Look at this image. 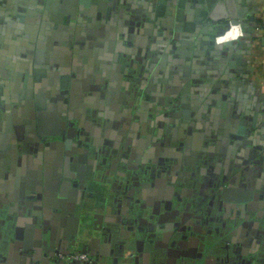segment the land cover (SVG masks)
Masks as SVG:
<instances>
[{
	"label": "flooded vegetation",
	"instance_id": "obj_1",
	"mask_svg": "<svg viewBox=\"0 0 264 264\" xmlns=\"http://www.w3.org/2000/svg\"><path fill=\"white\" fill-rule=\"evenodd\" d=\"M72 5L71 12L75 11ZM29 9L40 10L34 8L31 0L12 2L7 9L0 10L3 14L0 17L18 20L21 12ZM81 12L74 14L76 19L80 18L74 21V27L80 29L78 42H71V13L64 12L62 18L54 19L55 22L48 20L42 24L43 46L48 57L43 61L42 51L37 49L39 62L33 63L38 64L32 71L33 93L28 81L30 50L26 49L16 58L24 64L16 74V80L23 78L17 88L8 90L7 84L11 85L15 79L12 81V72L7 71L8 63L0 64V118L5 116L6 110L2 101L8 100L9 110L21 114L19 128L13 125L20 146H27V150L34 153L59 140L64 154L59 158L57 151L60 150L57 149V159L63 163L91 162L102 171L97 173L95 180L104 182L103 185L76 182L82 191L77 209L79 206L91 208L87 214L88 230L96 229L100 238L114 245L112 262L122 257L119 247L129 242L135 250L133 264L138 259L140 264H264V161H256L251 151L245 153L244 147L249 141L242 112L233 113L229 109V113L216 115L214 109L219 102L213 98L207 100L210 93L217 90L215 88L207 94L203 91V95L196 92L198 99L203 96L206 99L196 109L192 108L195 104L189 99L196 90L188 85L181 91L170 89L163 78L156 86L141 88L146 93V101L139 104L133 116L126 112L133 95L129 100L126 92L117 90L111 82L112 87L98 89L95 103L89 102V89L85 86L89 76L80 64L77 65V60L86 58L106 24L103 19L98 20L97 14L90 15L89 10ZM63 37L68 39L63 41ZM59 40L63 46L57 44ZM159 62L165 64V55L160 56ZM219 68L220 64L216 65L214 76L211 75V81L209 79L212 87H217L216 80L222 77ZM141 70L142 66L137 74H141ZM125 82L122 80L118 84ZM138 87L134 84L127 88L132 94L140 93ZM31 93L36 103L33 106L29 103L33 98ZM36 95L40 96L38 102L49 100L53 106L49 109L46 105L45 111L40 110L53 114L50 119L44 116L42 130L61 133L62 139L60 135L36 139ZM76 99L85 104L82 110L71 105ZM181 104L186 114L178 113ZM107 105H112L109 109L114 111L120 109L121 114L114 117ZM55 112L60 113V118ZM239 126H244L242 133L238 132ZM1 137L0 144L4 147ZM72 144L77 150L70 155L67 150ZM113 172L115 179L110 180L107 176ZM118 175L122 181L116 179ZM223 187L228 189L223 191ZM118 188H121L124 201L119 214H115L112 200L119 202V199L112 198V191L119 192ZM235 189L244 193L238 196ZM12 203L11 199L0 200V214L3 215L4 210L9 214ZM101 210H104L102 216ZM100 216L101 223L97 226L95 220ZM88 235L91 236L90 231ZM221 237L224 241L218 240ZM81 245L68 250L67 254L62 249L54 253H58L61 261L67 258L72 264L111 263L93 259L94 248Z\"/></svg>",
	"mask_w": 264,
	"mask_h": 264
},
{
	"label": "crops",
	"instance_id": "obj_2",
	"mask_svg": "<svg viewBox=\"0 0 264 264\" xmlns=\"http://www.w3.org/2000/svg\"><path fill=\"white\" fill-rule=\"evenodd\" d=\"M16 1L21 0H0V10L7 9L9 3ZM159 1L89 0L85 5L76 0L75 7L73 6L76 14L82 13V10H89L90 15L97 14L100 17L98 20L103 19L106 24L102 34L100 33L92 48L87 51L86 58L77 60V65L80 64L82 71H86L89 76L85 85L89 89V102H96L98 89L104 90L113 86L124 92L128 86L136 84L141 90L156 86L163 78L170 89L181 91L188 85L191 90H196L189 99L190 103L195 104L192 108L196 109L197 105L206 99L205 96L198 99L197 94H207L211 88H215L217 90L215 92L213 90L207 100L213 98L219 102L214 109L216 115H220V112L229 113L230 110L233 113L242 112L249 141L244 147L245 153L247 155L251 151L256 161L260 162L261 159L264 161V43L262 42L264 33L259 24L264 17V0H230L231 11L237 15L236 24L223 29L218 35L208 25L210 21L204 8L196 6L191 0H186L183 9L186 20L174 18L176 0H166L165 11L162 10L164 16L158 15ZM226 1L223 0L220 7L221 13H230ZM31 2L34 8L40 10L22 11V16L18 20L15 18L3 20L0 17V64L8 63L7 66L12 68L7 71L12 72L13 81L17 79L16 74L24 65H21L16 58L26 49L30 50L31 76L28 81L33 93L32 71L34 67H38V64H33L32 57L35 56L37 49L42 51L43 61H45L44 57H48L43 46L45 32L42 24L48 20L50 23L55 22L60 16L62 18L69 2L68 0H31ZM166 10L169 13H166ZM171 17L174 18L173 21ZM163 21L168 25H161ZM220 22L225 23L227 20ZM185 23L190 25L191 31L183 30ZM176 24L179 27L177 31ZM74 25L71 31L73 42L76 32L80 31L79 28L76 30ZM174 31L178 32V37L173 36ZM210 36L214 38L211 39ZM176 51L181 53L178 54ZM81 53L83 54L82 51ZM81 55L78 54L79 57ZM162 55L166 57L164 65L159 62ZM219 64L218 70L222 77L219 79L217 75L216 81L219 85L212 87L208 82L213 78V71ZM141 66L142 73L137 74V69L139 70ZM16 79L11 85L7 84L8 90L12 87L17 88L16 85L19 86L20 81L23 80V78ZM122 80L129 85L125 83L119 85ZM31 96L33 97V94ZM145 96L144 90L138 93L134 103L137 108L146 101ZM101 97L104 98L103 95ZM2 102L5 103L6 110L5 116L2 115L0 118V136L3 137L1 138L4 142V147L0 144V200L11 199L13 203L10 205L9 214L6 210L3 215L0 214V264H58L61 259L58 253H54L55 250L62 249L64 254H67L68 250L80 248L82 243L94 248L93 259L99 258L107 263L110 262L111 257L114 256L112 254L114 245L100 238L96 229H87L91 232V236L79 239L78 246L72 243L76 233L73 217L80 199L76 182L80 180L85 184L103 185L104 182L95 180L97 173L102 171L91 162H88L89 165L86 162L79 164L76 161L63 163L62 160L57 159V149L60 150L57 151L59 158L64 154L61 143H52L45 149L41 147L34 153L27 150V146L22 148L13 127L14 123L16 128L21 125V114L9 110L8 100ZM29 103L32 106L36 104L34 97ZM38 103L40 110L45 111L46 105L49 108V100ZM71 105H76L78 110H82L81 106L85 104L76 99ZM110 107L113 108L112 105ZM110 107L108 111L114 117L121 114L120 109L114 111L109 109ZM137 108L131 109V116L138 111ZM76 150L75 145L72 144L67 152L72 155ZM260 155L262 157L257 158ZM107 177L110 180L115 179L114 172ZM116 179L123 180L120 175L116 176ZM105 184L109 186L110 183ZM117 190L119 192L112 191V198L115 196L119 199V202L112 200L111 206L114 207L115 214H119L120 205L124 201L121 188ZM99 214L102 216L104 210L99 211ZM101 216L96 218L95 225H100ZM119 248L123 252L122 257H117V261H111L110 264L121 262L133 264L134 245L126 242ZM62 260L64 264H72L67 258ZM138 260L136 264H140ZM143 260L148 261L145 256Z\"/></svg>",
	"mask_w": 264,
	"mask_h": 264
},
{
	"label": "water",
	"instance_id": "obj_3",
	"mask_svg": "<svg viewBox=\"0 0 264 264\" xmlns=\"http://www.w3.org/2000/svg\"><path fill=\"white\" fill-rule=\"evenodd\" d=\"M193 3L196 4V6H200V7H203L204 9V12H207V15H208V18H209V21L210 23L208 24L213 30H215V33L218 35L219 32H221L223 29L227 28L228 26L232 25V24H236V18H237V15H235L232 11H231V6L229 5V1L230 0H225L226 3H228V7H229V10H230V13H221L220 10L222 8V4H223V0H191ZM69 2V5L65 11V13L67 14H70L71 13V19L73 20V22H71V25H74V21H76V16L74 14L75 11L73 10V12H71V3L74 4L76 3V0L74 1H71V0H68ZM80 3L82 4H87L89 2V0H79ZM185 2L186 0H176V3H175V11L173 12L174 13V18L176 20H186L185 16H184V7H185ZM166 0H160L159 1V5L157 7V14L160 15V16H164V12L165 11V5H166ZM75 5V4H74ZM72 5V6H74ZM163 10V11H162ZM167 11V10H166ZM172 13V11H170ZM166 13H169V11H167ZM170 13V14H171ZM173 17H171V20L173 21L174 20ZM80 18L77 20L79 21ZM222 20H227V22L225 23H222L220 21ZM164 23H161V25L165 26V25H168V23L166 24L165 21H163ZM170 24V23H169ZM171 25H169L170 27ZM178 26L176 24L175 26V30L177 31L178 30ZM183 30L184 31H189L190 30V25L188 23H185L183 25ZM76 30H78V28H76ZM212 30V31H213ZM174 31L173 32V36L174 37H178V32ZM191 31V30H190ZM79 33L78 31L76 32V35H75V39H74V42H78V34ZM73 38V37H72ZM210 38H214V36H210ZM63 41H65L66 39H68L67 37H63ZM57 40V39H56ZM62 41V42H63ZM69 42V41H68ZM71 42L73 43V41L71 40ZM212 42V40H211ZM262 42L264 43V37L262 38ZM59 43V45L63 46L61 41L59 40L57 42V44ZM56 44V45H57ZM212 44H214V41L212 42ZM212 44L210 45V47H212ZM70 45V43H69ZM176 53H181L180 51H176ZM39 51L37 50L36 52V55L34 56V62H39ZM41 61V60H40ZM68 91V90H67ZM124 92H126V94L128 95L127 98L130 100V95H133V99L130 100V106L129 108H127V111L129 114H130V111H131V107L134 105L135 103V100L137 98V95L138 93L137 92H132L131 94V91L130 90H125ZM32 94V93H31ZM42 96V95H41ZM40 96L39 95H36L35 98L37 99V113H36V117H37V126H38V131H37V135H36V139H40V137H43V136H57V135H60L61 136V139L63 138V135H61V133H58V132H53V131H43L42 130V122H43V118L44 116L48 117V119H50L51 117H53V114L49 113V112H41L40 109H39V104H38V98ZM4 107V106H3ZM53 106L51 104H49V109H52ZM167 109V108H166ZM183 109V105L181 104L179 110H178V113L179 114H186L187 113V110H182ZM160 109H157V111L159 112ZM64 114V113H63ZM169 114V112H168ZM55 115L58 116L60 118V113L58 112H55ZM64 116V115H63ZM244 131V126H239L238 127V132L239 133H242ZM54 144L56 143H59L60 144V141H53ZM77 191L80 192V195L82 194L81 192V189L77 186L76 187ZM228 189V187H223L222 190L223 191H226ZM236 192H238V196H240V194H243L244 191L241 190V189H235ZM251 194V193H250ZM240 198V197H238ZM78 211H76V214L75 216L73 217L74 220H75V223H76V233H75V236H74V240L72 241V243L75 245V241L77 239H82V238H87L89 235V231L87 230L88 229V217H87V214H88V211L91 210L90 207H86V206H79ZM82 216V218H81ZM86 229V230H85ZM58 264H64L63 261H61L60 263ZM73 264H77V263H73ZM79 264V262H78Z\"/></svg>",
	"mask_w": 264,
	"mask_h": 264
},
{
	"label": "rangeland",
	"instance_id": "obj_4",
	"mask_svg": "<svg viewBox=\"0 0 264 264\" xmlns=\"http://www.w3.org/2000/svg\"><path fill=\"white\" fill-rule=\"evenodd\" d=\"M132 109H136L137 107L135 106V105H133L132 107H131ZM216 223H219V221H216ZM209 238V237H208ZM218 240H222V241H224V237H221V238H219ZM221 253L223 252V251H220ZM223 254V253H222ZM233 256V255H232ZM232 256L230 257V258H232Z\"/></svg>",
	"mask_w": 264,
	"mask_h": 264
},
{
	"label": "trees",
	"instance_id": "obj_5",
	"mask_svg": "<svg viewBox=\"0 0 264 264\" xmlns=\"http://www.w3.org/2000/svg\"><path fill=\"white\" fill-rule=\"evenodd\" d=\"M259 24H260V27H261L263 33H264V25L261 24V21L259 22Z\"/></svg>",
	"mask_w": 264,
	"mask_h": 264
},
{
	"label": "built area",
	"instance_id": "obj_6",
	"mask_svg": "<svg viewBox=\"0 0 264 264\" xmlns=\"http://www.w3.org/2000/svg\"><path fill=\"white\" fill-rule=\"evenodd\" d=\"M261 24L264 25V17L261 19Z\"/></svg>",
	"mask_w": 264,
	"mask_h": 264
}]
</instances>
